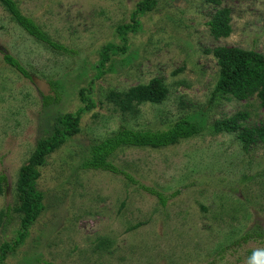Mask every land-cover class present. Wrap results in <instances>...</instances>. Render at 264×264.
Here are the masks:
<instances>
[{
  "label": "rangeland",
  "instance_id": "obj_1",
  "mask_svg": "<svg viewBox=\"0 0 264 264\" xmlns=\"http://www.w3.org/2000/svg\"><path fill=\"white\" fill-rule=\"evenodd\" d=\"M13 1L71 53L57 54L36 42L0 6V175L9 194L8 205L0 195V246L17 238L19 219L5 208L14 204L18 170L47 135L51 117L83 105L78 88L94 74L104 45H122L115 28L131 22L141 0ZM154 1L152 11L137 17L140 29L128 36L126 54L113 56L112 71L95 82L94 107L83 114L81 131L40 168L36 189L46 210L2 264H248L250 252L264 248L253 241L234 244L253 225L264 228V149L244 152L233 134H210L214 122L237 112H247L251 124L261 123L264 110L255 97L218 100L206 108L202 132L174 146L116 151L111 162L136 183L79 168L92 142L122 126L166 131L197 114L217 80L213 49L264 55V0H222L221 8L231 12L232 33L218 40L207 26L214 9L204 0ZM5 54L30 76L61 84L58 101L45 104L34 83L4 62ZM153 79L164 83L167 97L139 106L135 116H122L105 100L110 90L123 93ZM141 185L168 197L166 205ZM101 240L110 242L104 250L96 248ZM223 247L228 248L220 253Z\"/></svg>",
  "mask_w": 264,
  "mask_h": 264
},
{
  "label": "trees",
  "instance_id": "obj_2",
  "mask_svg": "<svg viewBox=\"0 0 264 264\" xmlns=\"http://www.w3.org/2000/svg\"><path fill=\"white\" fill-rule=\"evenodd\" d=\"M204 1L214 9L210 20L207 22L210 35L215 40L228 38L232 33L230 10L221 8L222 0ZM155 4L154 0L139 1L135 10L131 13V22L118 25L115 28V35L121 40L122 45L117 46L113 43H107L101 48L100 58L92 66L94 74L86 79V87L78 88L76 94L83 105L73 113L52 116L53 123L48 128L47 135L38 140L28 162L18 170L14 189L15 201L11 207L5 209L6 215L13 212L15 217L19 219V229L14 242L11 244L3 243L0 246V264L6 260L10 253H15L16 249L23 244L29 228L46 210L43 194L36 189L40 177V168L46 164V159L50 154L56 152L61 145L81 131L79 124L83 114L94 107L93 86L95 82L109 71H112L113 56H124L126 54L128 36L137 33L140 29L137 17L152 11ZM0 6L9 14L11 20L36 42L41 43L57 54L71 53L64 46L52 41L33 19L24 16L13 0H0ZM210 53L215 58L218 66L217 80L207 104L197 114L178 119L166 131L132 130L122 126L110 137L100 142H92L82 157L79 168L121 174L129 182L136 183L132 177L117 169L111 162L110 159L116 151L123 148L163 149L197 136L204 128L202 124L206 108L210 109L218 100L244 102L255 97L258 100L259 107L264 110V55L235 47H217ZM3 57L4 62L10 68L32 82V76L16 58L6 54ZM81 76L82 79H85L86 74L83 73ZM44 78L54 95L44 96L40 92L39 95L45 104L56 103L62 85L56 81H48L47 77ZM167 94L168 90L164 83L160 79H153L146 85H138L123 93L110 90L105 100L113 107L115 112H119L122 116H135L138 113L139 106L143 104H161L166 99ZM198 118L201 119L197 122ZM220 133L233 134L244 152L250 151L252 147L264 149V120L257 125L251 124L247 112H237L230 117L214 122L210 127V134L218 135ZM140 189L155 196L162 207L166 205L168 197L143 185L140 186ZM6 191L5 178L0 175V195L5 194ZM179 192V190L175 191L171 197L177 196ZM234 210L232 212L235 213ZM230 218L236 220L234 214ZM250 241L264 244V228L258 224L253 225L239 240L234 241V244ZM108 245H110L108 240H101L96 248L104 250ZM226 248L228 247L220 248L219 252L223 253ZM260 250H264V248ZM250 254H253V252H250Z\"/></svg>",
  "mask_w": 264,
  "mask_h": 264
},
{
  "label": "water",
  "instance_id": "obj_3",
  "mask_svg": "<svg viewBox=\"0 0 264 264\" xmlns=\"http://www.w3.org/2000/svg\"><path fill=\"white\" fill-rule=\"evenodd\" d=\"M32 82L34 83L36 89L38 90V92L42 93V95L44 96H53V92H51L50 86L47 83L46 80L44 79H40L37 77L32 76ZM5 197H6V205H8V201H9V194H8V190L5 192Z\"/></svg>",
  "mask_w": 264,
  "mask_h": 264
},
{
  "label": "clouds",
  "instance_id": "obj_4",
  "mask_svg": "<svg viewBox=\"0 0 264 264\" xmlns=\"http://www.w3.org/2000/svg\"><path fill=\"white\" fill-rule=\"evenodd\" d=\"M248 264H264V250L254 251Z\"/></svg>",
  "mask_w": 264,
  "mask_h": 264
}]
</instances>
